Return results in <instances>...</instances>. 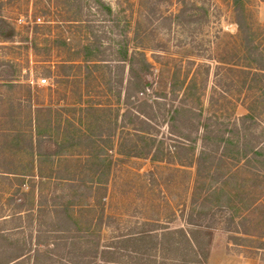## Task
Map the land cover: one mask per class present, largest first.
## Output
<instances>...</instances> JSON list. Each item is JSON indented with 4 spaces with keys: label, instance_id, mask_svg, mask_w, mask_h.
Returning <instances> with one entry per match:
<instances>
[{
    "label": "rangeland",
    "instance_id": "rangeland-1",
    "mask_svg": "<svg viewBox=\"0 0 264 264\" xmlns=\"http://www.w3.org/2000/svg\"><path fill=\"white\" fill-rule=\"evenodd\" d=\"M103 1L152 66L157 102L165 95L194 117L228 125L249 113L253 132L264 136V75L244 58L232 0ZM184 2L195 6V21L176 25L170 16ZM242 2L264 55V0ZM0 17L5 30H15L12 41L0 39V230L20 225L13 203L19 194L21 225L69 205L76 228L102 245L135 222L174 229L188 213L222 209L238 233L217 229L207 264H264V162L221 147L197 167L199 141L192 147L164 124L139 138L122 128L125 106L113 87L108 91L100 65L83 61L77 44L89 35L72 23L82 19L66 0H0ZM31 138L56 153L32 154ZM134 144L135 157L128 155Z\"/></svg>",
    "mask_w": 264,
    "mask_h": 264
},
{
    "label": "trees",
    "instance_id": "trees-1",
    "mask_svg": "<svg viewBox=\"0 0 264 264\" xmlns=\"http://www.w3.org/2000/svg\"><path fill=\"white\" fill-rule=\"evenodd\" d=\"M66 2L74 9V15L82 19L72 23L85 25L89 35L86 43L77 44V49L84 56L83 61L100 65L107 76L108 91L111 92L113 87L117 100L125 106L122 128L131 129L139 138L140 133L149 135L156 131L158 124H164L169 134L192 147L199 141L201 152L196 157L197 167L204 160L203 155L213 158L212 153L221 147L224 151L233 148L245 158L249 156L260 163L264 162V136L253 132L249 113L239 117V124L228 125L210 122V119L202 116L194 117L192 111L184 110L181 105L174 107L169 102L167 104L165 95L164 102H157L162 94L149 84L152 66L143 52L131 48L127 24L121 26L115 12L103 0ZM194 7L184 2L170 19L176 25H189L195 21ZM189 10L192 11L189 13ZM232 10L245 51L244 58L264 75V55L254 40L242 0H232ZM5 25L0 17V39L3 42L12 41L15 30L10 27L5 30ZM170 92L173 95V88ZM261 92L263 108L264 86ZM126 135L132 141L128 131ZM27 146L32 154L39 157L56 153L45 148L44 141L39 138L29 139ZM137 153L134 144L128 150V155L135 157ZM19 177L23 185L26 176L22 174ZM28 182L32 187L33 184ZM70 187L74 188L75 185ZM22 197L19 194L13 199V203H17L16 217L20 223L14 228L16 232L0 230V264H207L213 233L217 229L238 233L233 220L218 209L188 213L183 220L184 227L174 229L160 227L152 221L135 222L124 230L111 233L108 242L102 245L99 237L91 231L76 228L69 205L61 204L42 211L45 214L42 221H39L38 215L36 223L32 220L28 226L21 225L20 211L24 210ZM8 219L4 218L3 223ZM230 239L236 238L230 236Z\"/></svg>",
    "mask_w": 264,
    "mask_h": 264
},
{
    "label": "built area",
    "instance_id": "built-area-1",
    "mask_svg": "<svg viewBox=\"0 0 264 264\" xmlns=\"http://www.w3.org/2000/svg\"><path fill=\"white\" fill-rule=\"evenodd\" d=\"M46 83V80L45 79H38L37 80V85H44Z\"/></svg>",
    "mask_w": 264,
    "mask_h": 264
}]
</instances>
